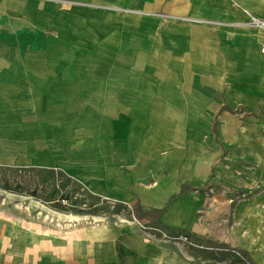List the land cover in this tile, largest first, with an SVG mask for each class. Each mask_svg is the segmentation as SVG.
<instances>
[{
  "label": "rangeland",
  "instance_id": "1",
  "mask_svg": "<svg viewBox=\"0 0 264 264\" xmlns=\"http://www.w3.org/2000/svg\"><path fill=\"white\" fill-rule=\"evenodd\" d=\"M25 1L46 18L0 16V264H20L17 249L35 264H106L120 247L127 264L172 251L177 264H264V130L210 142L208 179L187 190L207 235L161 226L134 194L154 161L144 146L175 144L150 126L160 88L222 85L223 13L264 0ZM70 233L82 240H65L67 262Z\"/></svg>",
  "mask_w": 264,
  "mask_h": 264
},
{
  "label": "crops",
  "instance_id": "2",
  "mask_svg": "<svg viewBox=\"0 0 264 264\" xmlns=\"http://www.w3.org/2000/svg\"><path fill=\"white\" fill-rule=\"evenodd\" d=\"M246 5L243 9L229 8L223 13L234 25L229 36L228 32L223 33V47L219 54L223 62L222 75L219 74L223 77L222 85L160 88L159 94L164 95V101L159 103V119L153 123L150 121V126L156 127L157 123L167 127L166 138L160 139L166 142L170 139L175 144L164 156L163 149L147 150V145L144 146L143 159L149 157L154 161L146 172L149 177L135 187L134 194L143 209L161 210L157 217L161 226L189 230L199 236L207 235L209 227L198 214L201 200L187 190L197 189L208 179L210 142H239L246 140L243 136L264 130V9L253 12L254 8ZM44 8L36 2L0 0V16L3 13H27L35 19L46 18ZM248 13L262 20L253 25L243 24ZM210 71L213 72L212 69ZM126 233V229H121L119 236ZM71 239L82 240V235H64L61 259L67 262L74 260L72 245L68 247L65 242ZM143 241L149 239L144 237ZM140 243L142 241L139 240ZM109 255L107 251L106 264H127L121 256L126 257L121 247L114 258ZM165 255H156L155 259L162 257L161 264H177L173 251L168 258ZM18 259L20 264H35L37 258L33 254L25 258L17 249L15 260Z\"/></svg>",
  "mask_w": 264,
  "mask_h": 264
},
{
  "label": "trees",
  "instance_id": "3",
  "mask_svg": "<svg viewBox=\"0 0 264 264\" xmlns=\"http://www.w3.org/2000/svg\"><path fill=\"white\" fill-rule=\"evenodd\" d=\"M160 212H161V211H160ZM160 212H159V213H160ZM158 215H159V214H158Z\"/></svg>",
  "mask_w": 264,
  "mask_h": 264
}]
</instances>
